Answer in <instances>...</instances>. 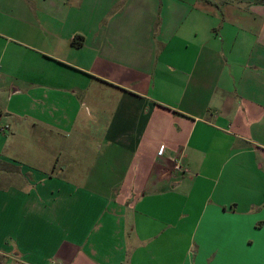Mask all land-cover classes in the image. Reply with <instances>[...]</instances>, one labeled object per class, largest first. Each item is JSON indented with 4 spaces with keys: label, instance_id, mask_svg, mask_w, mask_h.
I'll return each mask as SVG.
<instances>
[{
    "label": "crops",
    "instance_id": "obj_1",
    "mask_svg": "<svg viewBox=\"0 0 264 264\" xmlns=\"http://www.w3.org/2000/svg\"><path fill=\"white\" fill-rule=\"evenodd\" d=\"M4 123L0 264H264V0H0Z\"/></svg>",
    "mask_w": 264,
    "mask_h": 264
},
{
    "label": "built area",
    "instance_id": "obj_2",
    "mask_svg": "<svg viewBox=\"0 0 264 264\" xmlns=\"http://www.w3.org/2000/svg\"><path fill=\"white\" fill-rule=\"evenodd\" d=\"M7 128H8V125L7 124H0V132L1 131H5V130H7ZM162 149L163 148H160V150H159V154H161L162 153ZM176 168H177V166H175Z\"/></svg>",
    "mask_w": 264,
    "mask_h": 264
},
{
    "label": "trees",
    "instance_id": "obj_3",
    "mask_svg": "<svg viewBox=\"0 0 264 264\" xmlns=\"http://www.w3.org/2000/svg\"><path fill=\"white\" fill-rule=\"evenodd\" d=\"M75 43V42H74ZM75 44H77V43H75Z\"/></svg>",
    "mask_w": 264,
    "mask_h": 264
}]
</instances>
